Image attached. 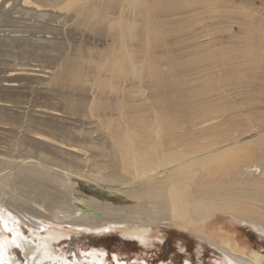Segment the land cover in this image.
I'll use <instances>...</instances> for the list:
<instances>
[{
  "label": "bare ground",
  "instance_id": "bare-ground-1",
  "mask_svg": "<svg viewBox=\"0 0 264 264\" xmlns=\"http://www.w3.org/2000/svg\"><path fill=\"white\" fill-rule=\"evenodd\" d=\"M198 9L0 0V264H109L101 246L55 249L73 234L116 235L147 256L165 222L214 264H264L245 233L264 241V30L224 37L198 27ZM81 180L114 201L77 192Z\"/></svg>",
  "mask_w": 264,
  "mask_h": 264
},
{
  "label": "rangeland",
  "instance_id": "rangeland-1",
  "mask_svg": "<svg viewBox=\"0 0 264 264\" xmlns=\"http://www.w3.org/2000/svg\"><path fill=\"white\" fill-rule=\"evenodd\" d=\"M193 3H196L197 8L199 7L197 14L199 15L200 22L198 23L199 28H213L214 25L217 30L221 31V36L227 37L233 34L238 41H243L244 36H249L251 32L257 33L258 29L262 28L264 30V0H190ZM207 1L206 3H203ZM209 7V9H207ZM208 10V13L206 11ZM213 11V12H212ZM251 15V19L248 17ZM246 24V25H243ZM252 35L244 44L251 40ZM233 40V41H236ZM237 47L236 45L224 46L220 52H229L233 48ZM86 168V173L88 172ZM66 175H72L69 171H60ZM85 173V172H84ZM83 173V174H84ZM81 173V175H83ZM86 175V174H84ZM81 178L80 176H78ZM77 177V178H78ZM73 189L77 192L89 194V191H92V194L96 199L98 198L101 201H114L115 195L111 191H103L98 188V186H92L89 183L80 181V183L74 184ZM89 190V191H87ZM63 192V190H59ZM54 195V200L58 201L56 204L61 205H75L73 197H65L63 195L52 192ZM11 212V211H10ZM104 214L98 215L95 211H90L87 213V218L91 219L94 223H101L102 217ZM48 222V221H45ZM130 227H133V224H128ZM21 228L24 232L29 235L28 228L23 224ZM246 229V228H245ZM246 238L248 241L254 243L257 246L264 248V241L259 239L253 231L246 229ZM151 237V242L153 243L149 248V253L147 256H144V248L138 243H127L121 241L119 236L116 235H96V234H73L70 238H67L65 241H62L58 244H55V249L60 252L75 250L81 253L80 249L89 248L91 246H101L105 248L108 252V263L113 264V253L114 252H123L127 256H123L122 259L129 261V264L134 261L135 257H139L140 262L147 261L149 264H159L161 261H166L169 264H180L185 259H189L192 264H214L215 259H219V255L215 254L212 249L202 248L200 241L196 238L190 236L188 233H183L171 223L165 222L161 225H154L149 234ZM160 237L164 241L158 243L157 238ZM182 246L184 251L180 252L179 248ZM62 250V251H61ZM14 252L21 259V255L17 250ZM72 257V255H70ZM144 257V258H140ZM80 258V257H79ZM145 259V260H143Z\"/></svg>",
  "mask_w": 264,
  "mask_h": 264
}]
</instances>
